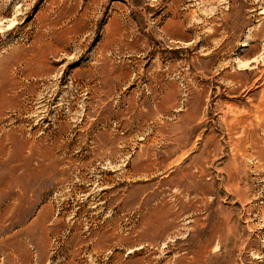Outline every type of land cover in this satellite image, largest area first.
Segmentation results:
<instances>
[{"label":"rangeland","instance_id":"1","mask_svg":"<svg viewBox=\"0 0 264 264\" xmlns=\"http://www.w3.org/2000/svg\"><path fill=\"white\" fill-rule=\"evenodd\" d=\"M0 264H264V0H0Z\"/></svg>","mask_w":264,"mask_h":264}]
</instances>
